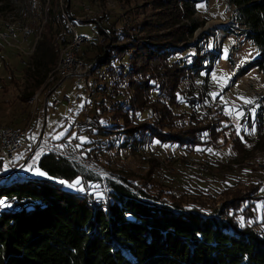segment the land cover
<instances>
[{"label":"trees","instance_id":"obj_1","mask_svg":"<svg viewBox=\"0 0 264 264\" xmlns=\"http://www.w3.org/2000/svg\"><path fill=\"white\" fill-rule=\"evenodd\" d=\"M19 1L28 13L32 0ZM46 1L39 0L43 9ZM226 1L231 8L226 32L260 47L257 64L264 69V0ZM14 2L0 0L1 17L14 10ZM48 2L43 20L31 29L39 36L30 57L37 85L73 36L58 0ZM198 3L158 0L152 28L110 32L113 40L101 57H94L95 68L106 73L98 88L103 86L101 93L109 98V106L94 104L95 112L99 107L107 114L103 122L92 115L93 130L105 133L104 141L92 140L94 147L144 151L157 141L187 153L207 147L244 150L234 124L195 83L203 70L212 69L216 53L210 50V35L193 39L204 24L195 18ZM103 29L96 27L99 33ZM180 53L184 59L177 57ZM0 61L13 79L5 57ZM71 138L83 143L76 135ZM84 149L88 155L94 150ZM33 166L49 178L23 172L20 181L3 182L7 170L0 160V200L7 205L0 207V264H264V207L257 206L264 205V170L251 164V172L262 179L224 186L220 195L231 199L219 210L208 204L214 196L210 187L176 193L122 176L121 183L95 179L81 191L60 181L86 178L82 165L50 152Z\"/></svg>","mask_w":264,"mask_h":264},{"label":"rangeland","instance_id":"obj_2","mask_svg":"<svg viewBox=\"0 0 264 264\" xmlns=\"http://www.w3.org/2000/svg\"><path fill=\"white\" fill-rule=\"evenodd\" d=\"M27 1L29 3L31 0ZM199 1L195 18L198 22L203 20L204 24L195 31L193 39L198 41L202 33L210 35V50L216 53L212 69L203 70L198 79H195V83L199 92L204 90L214 105L227 115L229 122L236 127V131L239 127L238 133L243 141L244 150L228 151L226 148L214 150L207 147L204 150L200 148L187 153L176 146L162 145L157 141L144 151L105 150L94 147L96 144H93L92 140L102 142L105 139V133L98 132L96 126L91 136L87 134L78 136L84 145L77 140L73 142L71 137L76 134L73 126L75 122L83 120V108L86 103H103L104 106H109V98L101 93L103 86L98 88L100 78L106 73L105 70L95 68L97 62L94 57L96 55L101 57V51L106 50L108 40H113L112 35L110 36L111 31L120 33L124 29L132 32L130 26L138 31L143 30L144 27L152 28L151 22L156 19L153 15L158 0H67L68 5L65 0H58V7L69 22V30L72 34L89 38L82 48H84V62L90 67L86 77L65 78L61 85L58 83L56 90L54 88L56 93H49L50 87L55 83L50 86L46 83V78L37 85L36 81L39 78L31 76L32 70L22 64L24 60L33 66L31 58L15 47L20 45L23 50L30 51L34 40L38 37L34 35L33 30L32 37L29 38L23 39V36L17 34L16 41L11 42L13 46L0 43V57H5L14 77L9 78L0 61V126L21 127L31 122L30 130L33 133L43 135L44 138H47L46 134H51V139L61 133L60 138H62L71 129L67 138L72 141V154L82 161V168H79V171L87 176L80 177L84 190H87L95 179H100L103 183L108 179L121 183L119 177L122 176L135 183L148 180L150 183L163 186L164 190H173L176 193L186 191L189 194L196 188L210 187L212 193L214 191V196L213 199L208 198L210 199L208 204L219 210L231 199L225 194L220 195L224 186L234 185L237 179L245 182L262 179L256 172H251V167L247 165H253L252 167L258 171L264 170V69L257 64L262 56L260 47L254 46L244 35L226 32V27L231 22V8L227 6V1ZM198 5L202 6L198 7ZM11 6L14 10L12 12L9 10V13L7 10L2 17L0 15V20L11 23L26 22L31 29H35V26L43 20L44 12L50 5L47 0L43 9L39 0H32V6L28 5V13L25 12V4L19 0H15ZM68 14L74 17L73 21L69 19ZM95 25L105 30L99 33ZM132 33L131 36H134ZM178 56L184 59L185 54L180 53ZM92 80L96 82V87L88 89ZM212 93L217 95L213 97ZM63 94L70 96L69 104L63 103L59 107L50 106L53 98L60 99ZM241 98L249 99L252 103L245 104L244 99ZM226 108L241 109L245 115L238 120L235 112L229 113ZM253 108L254 115L250 112ZM95 110L93 105L90 116L99 114L103 122L107 114L104 115L99 107L98 112ZM63 116L66 118L65 121L62 119ZM226 122L229 123L227 119ZM85 147L94 150L88 155ZM82 154H85L84 158L81 157ZM36 162L28 161L24 173H28L33 178H49L47 175L41 176L28 170L29 166L36 168L33 166ZM260 194H264V185ZM257 206L260 210L261 205L257 203Z\"/></svg>","mask_w":264,"mask_h":264},{"label":"built area","instance_id":"obj_3","mask_svg":"<svg viewBox=\"0 0 264 264\" xmlns=\"http://www.w3.org/2000/svg\"><path fill=\"white\" fill-rule=\"evenodd\" d=\"M74 28H72L74 32ZM17 34L23 36V39L32 37V31L28 23L26 22H9L0 20V43L12 45L11 42H15ZM71 40L64 44L60 49L58 61L54 69L47 74L46 83H55L50 87L51 92H55L56 85L62 83L65 78H82L86 77L89 73V67L84 62V51L82 46L88 42L89 38H84L82 35L73 33ZM39 37V36H38ZM31 46L30 51H25L20 45L15 46L19 48L22 53L27 57H31L37 38ZM24 41V40H23ZM25 67L33 70V66L28 64L26 61H22ZM47 84V85H48ZM61 85V84H60ZM84 87V86H83ZM96 87V82L92 80L88 89ZM55 88V90H54ZM88 89L86 92H88ZM52 93V94H54ZM71 102L70 96L63 94L60 99L53 98L50 106L59 107L60 104ZM93 103L84 106L83 108V120L75 122L73 130L75 131L76 137L82 134L91 136L93 132V119L90 116L91 110L93 109ZM31 123V122H30ZM30 123L21 127H15V125L0 126V160L4 164L7 170L5 179L2 181H20L24 172V168L28 161H32L33 157L40 155L36 158L35 162L39 159L42 154H49L50 152L59 155L61 158H67L76 164L82 165V161L75 158L72 154V141L70 138H64V140L44 138L43 135L33 133L30 130ZM26 154V155H24ZM82 154L81 157H85Z\"/></svg>","mask_w":264,"mask_h":264},{"label":"snow or ice","instance_id":"obj_4","mask_svg":"<svg viewBox=\"0 0 264 264\" xmlns=\"http://www.w3.org/2000/svg\"><path fill=\"white\" fill-rule=\"evenodd\" d=\"M199 6H202V5H198V7ZM213 97H215L216 95H217V93H212L211 94ZM241 99H244V98H241ZM244 103L245 104H251L252 103V101L251 100H249V99H244ZM226 111L227 112H229V113H231V112H235V115H236V117H237V119L239 120V118L240 117H242V116H244L245 115V113H244V111L243 110H241V109H228V108H226ZM250 112H251V114H255V109L253 108V109H250ZM239 127L237 128V131L239 132ZM254 130V129H253ZM60 135H62V133L61 134H59V135H57V136H55L54 137V139H59L60 138ZM40 155V153H37V156L36 157H33V162L35 163V160H36V158L38 157ZM29 171H34L36 174H38V175H41V176H46L47 174L45 173V172H43V171H41L39 168H33L32 166H29V169H28ZM60 183H64V184H67V186L68 187H71V188H78V186H79V190H81V191H83L84 189H83V186L81 185V180H80V178H77L76 180H74L73 182H71V183H68L67 181H63V180H61L60 181ZM99 195V194H98ZM4 206H7L6 205V202L4 201V200H0V207H4ZM261 207H264V205H261Z\"/></svg>","mask_w":264,"mask_h":264},{"label":"crops","instance_id":"obj_5","mask_svg":"<svg viewBox=\"0 0 264 264\" xmlns=\"http://www.w3.org/2000/svg\"><path fill=\"white\" fill-rule=\"evenodd\" d=\"M45 101H46V99H45ZM64 118V116L62 117V119ZM46 120H45V114H44V122H45ZM43 130H44V123H43ZM47 138H51V134L49 135V134H46L45 135Z\"/></svg>","mask_w":264,"mask_h":264}]
</instances>
